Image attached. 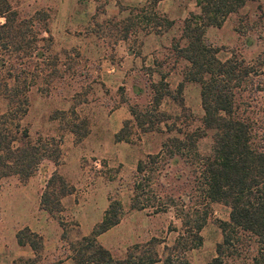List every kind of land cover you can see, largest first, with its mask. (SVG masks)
Here are the masks:
<instances>
[{
  "label": "trees",
  "instance_id": "16d2710c",
  "mask_svg": "<svg viewBox=\"0 0 264 264\" xmlns=\"http://www.w3.org/2000/svg\"><path fill=\"white\" fill-rule=\"evenodd\" d=\"M103 8L109 0H96ZM161 0H147L145 4L129 7L125 17L113 16L109 24L128 38L134 27L147 32L162 33L170 30L175 21L159 13ZM247 0H196L198 12H189L182 22L181 34L173 45L178 58L187 62L184 80L198 83L203 114L200 124L186 131L172 129L167 123L169 114L160 111L162 98L171 94L160 82L152 95L151 110L130 109L132 119L125 120L114 139L128 141L129 124L133 121L143 132L161 129L164 122L174 135L165 139L156 153L147 154L136 163L131 185L130 206L135 209L152 208L153 213L174 208L181 226L172 244L159 246L163 240L153 237L130 245L121 256H114L98 241V236L116 226L123 214L120 200L109 198L102 219L88 235L69 240V249L75 264H194L188 252L202 245L201 231L210 216V204L228 207V219L219 220L222 238L216 244L215 255L206 264H227L242 254L240 245H253L250 264H264V109H255L243 90L264 91L263 62L256 65L230 53L218 57L220 49L206 39L208 27H221L226 18L245 6ZM120 13L126 9L119 5ZM119 18L116 21V18ZM51 15L45 9H36L22 15L12 0H0V99L6 107L0 111V179L18 176L23 182L44 169L45 161L56 167L45 180L40 196V207L58 219L62 210L61 198L69 193L63 176L57 171L61 159L60 139L32 138L21 121L29 106L28 93L34 85L44 84L48 89L57 79L74 74L75 48L65 50L64 61L54 51V38L49 22ZM183 42V43H182ZM72 70V71H71ZM71 72V73H70ZM254 86V87H253ZM245 88V89H243ZM183 83L176 89L175 99L185 112L188 108L181 97ZM47 90V89H45ZM81 135L78 124L70 129ZM211 133L209 152L199 149V141ZM185 175L189 189L182 197L161 193L160 179H180ZM154 186H160L154 190ZM186 190V189H185ZM66 239L65 229L61 235ZM20 246L28 245L39 255L42 237L23 227L16 232ZM234 263V262H233ZM232 263V264H233Z\"/></svg>",
  "mask_w": 264,
  "mask_h": 264
},
{
  "label": "rangeland",
  "instance_id": "374dc122",
  "mask_svg": "<svg viewBox=\"0 0 264 264\" xmlns=\"http://www.w3.org/2000/svg\"><path fill=\"white\" fill-rule=\"evenodd\" d=\"M12 1L22 15H30L36 9L50 13L53 49L62 61L65 50L75 48L78 51V55L69 56L70 61L75 60L74 74L63 80L56 79L49 89L41 83L31 87L22 125L28 128L34 139L38 136L60 139L62 154L58 167L71 175V181L62 176L81 202L78 213L90 214L93 210L98 213L107 207L109 198L121 201V219L98 237L101 245L114 256H121L130 245L156 237L163 240L158 247L161 252L165 244L173 243L181 222L172 207L159 213H153L152 208H132L131 185L137 161L156 153L175 130L169 132L163 122L161 129L143 132L132 121L128 141L116 142L114 135L125 120L132 119V107L138 111L154 107L152 95L162 81L171 94L162 98L158 108L169 114L167 123L173 125L172 129L186 131L200 124L203 114L200 86L184 80L187 62L178 58L173 48L181 34L183 20L189 12L199 10L196 0H161L157 10L175 21L173 27L162 33L134 27L126 39H120L121 33L116 31L122 24L111 27L110 19L114 15L127 16L129 7L141 6L147 0H109L103 8L96 0ZM120 4L126 8L121 13ZM206 39L220 49L219 58L225 59L234 52L252 65L262 61L264 71V0H247L245 6L230 14L221 27H208ZM179 83H183L181 97L188 108L185 112L174 95ZM242 93L255 109H264V91L254 92L252 96L249 90ZM5 107L6 101L0 99V111ZM75 124L80 126L81 135L70 130ZM210 136L208 133L199 141L203 153L210 150ZM44 164V169L25 182L18 176L0 179V239H7L8 233L10 235L8 229L31 215L34 209L29 201L31 192L24 187L31 183L33 188L40 187V184L44 188L45 180L55 167L50 161ZM160 182L163 195L180 196V201L184 198L186 205L189 204L185 197L189 191L185 186V175L169 181L160 179ZM43 188L40 189L43 191ZM159 189L160 186H154V190ZM228 212V207L223 204H210V216L201 231L202 245L187 254L192 263L206 264L215 255L216 244L222 238L217 223L227 220ZM69 213L63 205L58 213L67 236L62 240L68 248L69 240L80 231L77 220ZM92 224L87 223V226ZM240 249L241 256L228 260L227 264H250L253 245L244 242ZM40 258L39 254L35 261ZM50 261L54 264L55 257ZM31 262L30 258L18 257L12 264Z\"/></svg>",
  "mask_w": 264,
  "mask_h": 264
},
{
  "label": "crops",
  "instance_id": "0c3cea01",
  "mask_svg": "<svg viewBox=\"0 0 264 264\" xmlns=\"http://www.w3.org/2000/svg\"><path fill=\"white\" fill-rule=\"evenodd\" d=\"M55 168L56 167H54L53 170ZM62 169V167H58L57 171L66 177L68 181H71V175L66 171H62ZM30 185L31 183H27L24 188L27 191L30 189L31 193L29 194V201L34 205V209L26 220L17 221L10 227V229H8L10 230V235L8 233L7 239H0V241H2V245H0V264H12L18 257H26L30 259L35 257V252L30 246H20L17 242L16 232L23 227H28L32 232L39 234L43 241V248L39 253L41 258L31 262V264H51V257H55L56 262L54 264H75L71 256V251L68 246H65V243L61 238L63 228L58 222V219L54 218L46 210L40 207V196L42 193V189L40 188H43V185L40 184V187L38 186L34 188L32 186L33 184L31 185L32 188ZM77 199L75 192H71L61 198V204L65 211L70 212L74 219L77 220L80 233L85 236L88 235L93 226L102 219L106 208L100 212L98 211V213L93 210L90 214H81L78 213V206L81 202L79 199L77 202ZM95 215L96 218H94ZM89 217L91 218L90 221L88 220ZM87 223L93 224L92 226H87ZM83 226H86L87 229L84 230L85 228Z\"/></svg>",
  "mask_w": 264,
  "mask_h": 264
}]
</instances>
